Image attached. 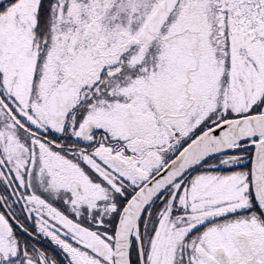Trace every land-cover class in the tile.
Returning a JSON list of instances; mask_svg holds the SVG:
<instances>
[{"label": "snow or ice", "instance_id": "1", "mask_svg": "<svg viewBox=\"0 0 264 264\" xmlns=\"http://www.w3.org/2000/svg\"><path fill=\"white\" fill-rule=\"evenodd\" d=\"M0 264H264V0H0Z\"/></svg>", "mask_w": 264, "mask_h": 264}]
</instances>
